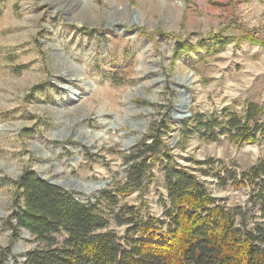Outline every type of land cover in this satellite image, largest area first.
<instances>
[{"label": "rangeland", "instance_id": "374dc122", "mask_svg": "<svg viewBox=\"0 0 264 264\" xmlns=\"http://www.w3.org/2000/svg\"><path fill=\"white\" fill-rule=\"evenodd\" d=\"M248 101L264 107V0H0V264L37 245L11 225L26 169L102 201L121 237L118 206L164 218L155 157L166 150L221 203L244 206L251 187L221 185L218 175L264 158V135L209 141L182 128L193 113H242ZM149 135H160L147 150L155 176L122 196L128 157ZM104 190L118 194L117 206Z\"/></svg>", "mask_w": 264, "mask_h": 264}, {"label": "trees", "instance_id": "16d2710c", "mask_svg": "<svg viewBox=\"0 0 264 264\" xmlns=\"http://www.w3.org/2000/svg\"><path fill=\"white\" fill-rule=\"evenodd\" d=\"M184 42L175 47L176 55L185 48ZM182 131L209 141L223 135L232 141L255 142L264 135V107L248 101L242 113L196 112ZM149 137L151 142L144 138L131 151L118 194H141L154 178L147 150H157L160 135ZM155 158L161 160L168 192L161 197L164 218L144 216L133 205L118 206L113 218L116 225L127 226L125 237L110 228L109 218L100 211L102 201H83L75 191L24 170L15 181L18 208L11 225L16 232L28 231L37 245L17 264H264V158L247 169L218 175L221 185L251 187L245 205L235 207L221 203L169 151ZM118 194L104 190L101 197L117 206Z\"/></svg>", "mask_w": 264, "mask_h": 264}, {"label": "water", "instance_id": "95a60500", "mask_svg": "<svg viewBox=\"0 0 264 264\" xmlns=\"http://www.w3.org/2000/svg\"><path fill=\"white\" fill-rule=\"evenodd\" d=\"M184 107L187 108V102H184ZM190 114H191L190 111H188V112L186 113V115H190ZM49 181H51V182H53V183H55V184H59V185H61L59 182L54 181V180H52V179H49ZM72 183H74V181H73ZM24 233H25L26 236H29V232H28V231H25Z\"/></svg>", "mask_w": 264, "mask_h": 264}, {"label": "bare ground", "instance_id": "6f19581e", "mask_svg": "<svg viewBox=\"0 0 264 264\" xmlns=\"http://www.w3.org/2000/svg\"><path fill=\"white\" fill-rule=\"evenodd\" d=\"M74 94H75V93H74ZM71 96H72V98H74V97H75L73 94H72ZM95 187H96V186H95Z\"/></svg>", "mask_w": 264, "mask_h": 264}]
</instances>
